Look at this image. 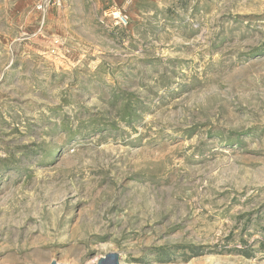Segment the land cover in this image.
<instances>
[{"label":"rangeland","instance_id":"1","mask_svg":"<svg viewBox=\"0 0 264 264\" xmlns=\"http://www.w3.org/2000/svg\"><path fill=\"white\" fill-rule=\"evenodd\" d=\"M109 252L264 264V0H0V264Z\"/></svg>","mask_w":264,"mask_h":264},{"label":"water","instance_id":"2","mask_svg":"<svg viewBox=\"0 0 264 264\" xmlns=\"http://www.w3.org/2000/svg\"><path fill=\"white\" fill-rule=\"evenodd\" d=\"M50 264H59L56 261H51ZM94 264H119V254L116 252H109L103 257H100L99 260Z\"/></svg>","mask_w":264,"mask_h":264},{"label":"built area","instance_id":"3","mask_svg":"<svg viewBox=\"0 0 264 264\" xmlns=\"http://www.w3.org/2000/svg\"><path fill=\"white\" fill-rule=\"evenodd\" d=\"M110 15H112L117 25H126L128 22V17L120 10H113Z\"/></svg>","mask_w":264,"mask_h":264}]
</instances>
